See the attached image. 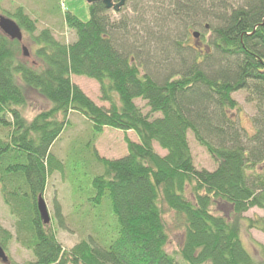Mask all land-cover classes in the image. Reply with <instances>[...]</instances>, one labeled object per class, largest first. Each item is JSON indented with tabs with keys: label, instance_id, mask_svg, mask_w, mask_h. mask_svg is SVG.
<instances>
[{
	"label": "trees",
	"instance_id": "trees-1",
	"mask_svg": "<svg viewBox=\"0 0 264 264\" xmlns=\"http://www.w3.org/2000/svg\"><path fill=\"white\" fill-rule=\"evenodd\" d=\"M205 1L211 2L207 4L211 21L219 24L214 27L213 22L215 40L211 36L208 41L209 52L199 54L198 48L190 47L182 51L180 43L172 42L160 53L161 43L170 42L162 29L174 25V16L179 22L197 25L199 17L205 19ZM213 1L217 3L163 2L168 3L173 21L152 9L159 24L151 22L155 33L150 35L141 30L149 41L135 49L117 45V26L100 3L87 6L85 22L65 9L64 22L76 35L69 45L56 41L48 29L35 35L34 21L20 8L6 16L28 34L37 63L25 65L12 51L16 42L0 33V125L12 130L10 141L0 142V184L5 204L18 218L20 237L22 228L28 230L27 245L36 264H264V246L259 245L261 260L255 261L244 248L238 227L245 212L255 208L264 213V170L255 171L264 165V0H244L243 5L219 6V10L211 8ZM123 34L126 37L128 32ZM152 44L158 46L156 50L148 48ZM140 52L144 59L146 55L155 58L143 60ZM167 55L173 58L171 66L156 64ZM151 70L156 74L151 75ZM71 74L94 79L108 108L97 106L72 85ZM238 91L246 92L256 109L251 135L231 114L238 110L231 98ZM26 92L48 101L51 108L27 121L19 110L26 103ZM136 100L145 102L149 115L136 106ZM72 112L88 119L96 134L103 127L133 131L139 143L127 141V158L103 163L111 180L96 179L86 199L97 212L107 208L114 222L112 236L103 239V246L97 247L90 237L64 252L49 229L45 232L37 220L31 222V212L27 222L19 217L6 187L23 177L34 190L41 185L46 168L53 173L52 169L62 166L47 151L66 124L58 115L65 118ZM156 113L160 117H150ZM189 133L216 164L214 171L194 168ZM154 142L166 151L165 156L155 152ZM160 204L175 214L183 230L180 262L166 251L168 235ZM217 205L232 211L230 222L213 212ZM54 215L62 227L57 205ZM95 221L101 223L99 213ZM247 222L249 228L264 233V219Z\"/></svg>",
	"mask_w": 264,
	"mask_h": 264
},
{
	"label": "rangeland",
	"instance_id": "rangeland-1",
	"mask_svg": "<svg viewBox=\"0 0 264 264\" xmlns=\"http://www.w3.org/2000/svg\"><path fill=\"white\" fill-rule=\"evenodd\" d=\"M63 1L65 3L64 5H62L61 0H0V15L8 16V14H13L14 11L20 8L34 21L36 29V32L34 33L35 35L44 29H48L56 41L69 45L75 41L76 35L75 32L70 30L64 22V10H70L79 18V20L85 22L89 19V13L87 10L88 5L84 0ZM166 1L167 0H154L151 3H147L146 0H135V2L126 1L125 5L118 12L108 10L112 23H114L119 29L125 28L128 32V35L125 37V34L118 33L117 31L115 39L117 45H132L135 49V47L140 46L141 43L149 41V37L142 33L141 30H152V21L155 25L156 22L159 24V16L155 14L153 15L151 12L152 9H158L161 13H164L162 17L169 20L172 19L169 17L170 13H168V6L163 4V2L165 3ZM215 1L217 3L213 1L214 3L211 5L213 10H219V6H225L230 9L232 8V5H242L244 2V0ZM208 3L210 4L211 2L205 1L206 6H203V11L205 13L202 14V17L205 19H199V17L198 24H200V22L208 25L209 23L213 24L211 21L212 18L209 17L210 9L209 5H207ZM189 29L190 27L186 23L179 21L168 29H166L165 26V28L162 29V35L168 36L170 42L164 41L165 43H161L160 48L162 50H160V53L163 51V48H166L168 44L172 42L174 44L175 42H181L180 49L182 51L187 47L193 49L196 42L192 39L191 34L188 33ZM193 30H195V28ZM195 31L204 34V25L197 27ZM151 32L155 33V31ZM21 34V42L9 39L10 41L16 42L12 44V51L16 57L18 56L20 60L24 61L25 65L27 64L28 67H33V64L36 65L37 63L33 56L35 46L32 44L27 33L21 30ZM209 34V32L205 33V38L199 40V43L201 42L204 46H208L207 41ZM158 35L160 34L158 33ZM151 46L153 50H156V47H158L156 44L148 45L150 50ZM201 47L202 46H199V48ZM23 48L26 49L28 56H25ZM148 48H146L145 51H149ZM199 50L201 51L199 54H201L205 49ZM133 51H131V53H133ZM165 51L170 50L165 49ZM154 56L156 55L154 54ZM140 58L143 60L152 58L154 60L155 57L152 55L148 57L146 55L144 59L143 53H141ZM172 59L171 56L167 55L162 57L161 62L157 61L156 64L161 63L162 66L170 64L169 66H171L174 63L171 62ZM142 70L144 71V68L141 69V73L143 72ZM155 71L156 70H151V75H155ZM71 82L76 84V86L78 85L77 87L82 93L94 104L103 108L108 107L106 102L100 100L99 86L96 81L87 79L83 76H73ZM18 83L21 84L19 80ZM231 98L235 100L238 106V110L231 113L232 116L237 120L238 125L251 135L254 132L252 119L256 114L254 103L247 101V93L244 91L233 93ZM25 99L26 103L24 107L20 108V110L27 121L35 117L39 111L45 112L51 108L47 101L32 92H26ZM135 104L137 107H140L144 114L149 115V109L145 106V102L136 100ZM150 117L158 118L160 117V114H152ZM9 119L10 118L7 117V120ZM58 119H62L61 114L58 116ZM66 122V128L50 149V153L53 154L61 164H64L65 174L64 176H61L57 172L49 173L43 197L47 203L51 216V221L47 228L55 237L61 249L64 252H69L76 245L88 240L90 237L95 238L98 247L104 245L103 239L105 237L112 236L110 235V225H114V222L109 215L107 208L103 207L97 212L90 207L86 200V198L90 196L91 187L88 185L86 177L82 179V176H87V173H84V170L94 176L99 174V170L96 169L98 164L94 160L91 152L92 149H95L99 156H105L108 159L121 158L127 151L125 138L130 137L135 140V137L131 132L124 133L113 129H104L102 133L96 134L94 133L90 122L79 113H70L66 118ZM10 128L11 127H8L5 130V127L0 125V139L3 142H7L8 136L11 133L9 130ZM1 130H5L3 135H1ZM88 143H90L89 149L86 148V144ZM188 143L194 168L196 170H207L209 172L214 171L216 164L211 160L205 149L197 144L191 133L188 134ZM153 149L158 155L164 153L156 144H153ZM75 160L79 161L80 166L78 167L79 170L75 169L76 171H73L72 174H74L76 178L82 180L81 186L84 194L76 191L74 178L73 176L69 177V173L71 172L68 168L69 162L72 164ZM261 170H264L263 164L255 168L256 173H260ZM92 179L93 177L90 181ZM2 189L3 188L0 184V240L4 241L2 248L5 251V256L7 258V263L5 264L30 263L34 261L32 249L24 242L23 238L20 237L18 229L19 225L17 224L18 218L16 215H13L10 208L5 204ZM56 205L62 216V227L59 225L54 215V208ZM160 207L163 210L162 219L168 235L166 251L180 262L181 260L178 252L183 239V230L182 228L180 230V226H178L175 219V214L168 210L165 204H160ZM212 210L216 215L227 217L228 221H231L232 211L230 209L222 208L217 205ZM97 213L101 215L100 224H97L95 221V214ZM242 217L244 219L238 222L239 235L242 244L253 259L259 262L261 259L258 247L259 245L264 246V233L255 228H249L247 219H264V213L261 210L254 208L245 212ZM95 224L98 225L97 230ZM258 226H260V222L258 223ZM0 264L2 263L0 262Z\"/></svg>",
	"mask_w": 264,
	"mask_h": 264
},
{
	"label": "bare ground",
	"instance_id": "bare-ground-1",
	"mask_svg": "<svg viewBox=\"0 0 264 264\" xmlns=\"http://www.w3.org/2000/svg\"><path fill=\"white\" fill-rule=\"evenodd\" d=\"M62 1V5H64L65 3H64V1L63 0H61ZM85 2V1H84ZM120 2V0H113V3H111L112 4V6L114 7V6H116V5H114V4H118ZM86 3V2H85ZM125 3H126V0H125V2H124V4H123V6L125 5ZM87 4V3H86ZM95 4H98V3H95ZM101 4V3H100ZM167 4L168 3H166V6H167ZM88 6L90 5V4H87ZM91 5H94V4H91ZM243 5V4H242ZM123 6H121L119 9H118V11L123 7ZM234 5H232V7H233ZM104 7V6H103ZM112 7V9H106L105 7V10H113L114 8ZM114 11V10H113ZM118 11H114V12H118ZM64 12H65V10H64ZM192 16H194V15H192ZM172 20V19H171ZM178 16H174V24L176 23V22H178ZM212 20V19H211ZM169 22H170V20H168ZM173 21V20H172ZM214 22V21H213ZM187 25L190 27V32H189V30H188V33H190L191 34V37H192V39L196 42L195 44H194V47H193V49H195V48H198V49H205L207 52H208V46H204L201 42L199 43V40H201V39H204L205 38V33H210L209 34V38H208V41H210L211 40V36H212V40H215V37H214V35H213V24H210L209 23V25L208 24H204V23H200V24H198L197 23V25L196 24H191V23H187ZM202 25H204V31H205V33L203 34V33H200V32H198V31H195L196 29H197V27H201ZM217 26H219V24H217V23H215L214 22V27H217ZM195 28V30H193ZM117 30H118V32L119 33H125L126 31V29L125 28H121V29H119V28H117ZM151 31L152 30H148L147 32H146V34L147 35H150L151 34ZM186 34H187V32H186ZM208 41H207V44H208ZM176 43V42H175ZM218 43V42H217ZM137 44V43H136ZM180 44H181V42H180ZM138 45V44H137ZM199 46H202L201 48H199ZM218 46H219V43H218ZM137 47V46H136ZM204 50V51H205ZM132 51V50H131ZM131 51H129L128 53H129V59H130V61L131 62H133V60H134V56H133V53H131ZM132 57H131V56ZM73 76H76L75 74H71L70 75V82H71V78L73 77ZM84 77V76H83ZM87 79H90V80H93V81H95L94 79H91V78H88V77H86ZM71 84L72 85H75L76 86V84H74L73 82H71ZM78 86V85H77ZM48 102V101H47ZM49 103V102H48ZM50 104V103H49ZM51 105V104H50ZM20 108H22V107H20ZM20 108H19V110H20ZM108 108V107H107ZM21 111V110H20ZM40 112H42V111H39L38 113H40ZM72 113H76V112H72ZM20 114H21V116L23 117V115H22V112H20ZM70 114V113H69ZM69 114H67L66 115V117L65 118H63L62 117V115H61V117H62V119L60 120V121H63V120H65L66 121V118H67V116L69 115ZM81 115V114H80ZM58 116H60V114L58 115ZM5 117L7 118V117H9L10 119L9 120H12V117H11V115L10 114H6L5 115ZM85 118V117H84ZM86 119V118H85ZM88 120V119H87ZM30 121V120H29ZM89 121V120H88ZM90 122V121H89ZM91 124V123H90ZM66 126H67V122H66V124H64V126H63V128H62V132L60 133V135H59V137L61 136V134L63 133V131H64V129L66 128ZM8 127H10V126H8ZM8 127H6V128H8ZM91 127H92V125H91ZM6 128H5V130H6ZM104 129H113V130H118V129H114V128H110V127H103L102 128V130H101V132L100 133H102V131L104 130ZM5 130H1V135H3L4 134V132H5ZM10 131H12L11 130V128L9 129ZM118 131H121V130H118ZM121 132H124V131H121ZM128 132H131L133 135H134V137H135V140H133V139H131L130 137L129 138H125V144H126V149H127V151H126V153L121 157V158H115V159H108L107 157H105V156H99V154L96 152V150L95 149H92V155L94 156V157H96L99 161L98 162H96L97 164H98V167L96 166V169L97 170H99V174L98 175H93V174H90V173H88L86 170H84V173H87V176H82V179L84 178V177H86L87 178V183H88V185L91 187V188H94L95 186H96V183H95V181H96V179H98V178H103V180H111V176L109 177L107 174H105V165L103 164L104 162H112V161H120V160H122V159H124V158H127L128 156H129V151H128V147H127V141H129V142H131V143H135V144H138L139 143V138L137 137V135L133 132V131H128ZM99 133V134H100ZM124 133H127V132H124ZM58 137V138H59ZM57 138V139H58ZM57 139L55 140V141H57ZM7 141H10V139H8ZM55 141L51 144V146L49 147V149H48V151H47V154H48V156L49 155H51V156H53L54 157V155L53 154H51L50 153V149H51V147L53 146V144L55 143ZM0 142H3L1 139H0ZM154 144H156L159 148H160V150H162L164 153L162 154V155H160V156H165L166 155V151L165 150H163L159 145H158V143H156V142H154ZM90 143H88V144H86V148L87 149H89L90 148ZM165 154V155H164ZM74 157V156H73ZM55 158V157H54ZM57 160V159H56ZM59 161V160H58ZM60 162V161H59ZM80 166V163H79V161H76L75 160V162L74 163H72V164H70V162H69V166H68V168H69V170H71V172L69 173V177H71V176H73V178H74V182H75V185H76V191L78 192V193H81V194H84L83 192V188H82V186H81V179H78V178H76L75 177V175L74 174H72V172L73 171H76L75 169H77V170H79L78 169V167ZM49 170H50V168H46V170H45V172H44V177H43V179H42V181H41V185L39 186V187H37V188H34V190L31 188V186H30V183L25 179V178H21L20 179V181L19 182H17V183H14V184H12V185H10V186H8V187H6L7 188V197H8V199L10 200V202H12V204L14 205V207H15V209L19 212V217H21L22 219H24L26 222L28 221V212H31L32 213V220H31V222H34V220H37L39 223H40V226L42 227V229H43V231H48V228H47V226L50 224V221H51V216H50V213H49V210H48V206H47V203H46V201H45V199H44V197H43V192H44V190H45V187H46V182H47V177H48V175H49ZM52 171L54 172V173H59L61 176H64V174H65V167H64V164L62 163V166H60V168L58 169L57 168V170H54V169H52ZM93 177V179L90 181V179ZM87 199V198H86ZM56 207V206H55ZM54 210H55V208H54ZM20 221V220H19ZM46 221H49L47 224H45V222ZM36 230H37V228H36ZM27 228H22L21 230H20V233H21V236H22V238H23V240H24V242L27 244L28 242H29V240H28V233H27ZM0 246L2 247V243H1V240H0ZM3 249V248H2ZM4 251V250H3ZM5 252V251H4ZM33 256H34V261H32V262H30V264H36L37 263V261H36V257H35V255L33 254ZM0 262H1V260H0ZM2 263V262H1ZM2 264H5V263H2Z\"/></svg>",
	"mask_w": 264,
	"mask_h": 264
},
{
	"label": "water",
	"instance_id": "water-1",
	"mask_svg": "<svg viewBox=\"0 0 264 264\" xmlns=\"http://www.w3.org/2000/svg\"><path fill=\"white\" fill-rule=\"evenodd\" d=\"M87 4L101 3L106 9H112L113 0H84ZM125 0H120L118 4H114L113 10L118 11V9L123 6ZM0 32L10 40L20 41L22 40L21 30L18 25L10 18L0 15ZM25 56H28V53L25 48H23ZM49 221H46L47 224ZM0 260L2 263H7V258L5 252L0 246Z\"/></svg>",
	"mask_w": 264,
	"mask_h": 264
}]
</instances>
